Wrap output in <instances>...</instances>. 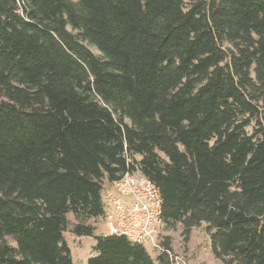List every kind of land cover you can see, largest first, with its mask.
Returning <instances> with one entry per match:
<instances>
[{"label": "trees", "instance_id": "obj_1", "mask_svg": "<svg viewBox=\"0 0 264 264\" xmlns=\"http://www.w3.org/2000/svg\"><path fill=\"white\" fill-rule=\"evenodd\" d=\"M127 172L164 229L264 264V0H0V264H76L69 230L88 264H175L96 233Z\"/></svg>", "mask_w": 264, "mask_h": 264}, {"label": "built area", "instance_id": "obj_2", "mask_svg": "<svg viewBox=\"0 0 264 264\" xmlns=\"http://www.w3.org/2000/svg\"><path fill=\"white\" fill-rule=\"evenodd\" d=\"M103 198V222L110 234L125 235L147 249L151 245L158 252L166 251L161 241L165 237L161 193L146 176L127 172L121 180L107 186ZM168 253L172 254L169 250Z\"/></svg>", "mask_w": 264, "mask_h": 264}, {"label": "rangeland", "instance_id": "obj_3", "mask_svg": "<svg viewBox=\"0 0 264 264\" xmlns=\"http://www.w3.org/2000/svg\"><path fill=\"white\" fill-rule=\"evenodd\" d=\"M189 2L190 0H185ZM93 52L100 54L95 48L91 47ZM250 132H254V128H249ZM116 195H120L117 190L113 189ZM73 220V217L70 216ZM97 227V234L117 235L110 234L106 229L103 219H96L92 221ZM165 236L171 238V258L175 264H222L217 258L214 257L211 251V240L208 233L204 230V226L195 228L192 231L191 238L188 243L185 242L182 235V227L178 224L174 229H164ZM65 237L72 249V254L76 264H88V258L93 256L94 239L92 237H78L70 230L65 233ZM149 252L152 257H156L159 253L157 249L148 246Z\"/></svg>", "mask_w": 264, "mask_h": 264}]
</instances>
